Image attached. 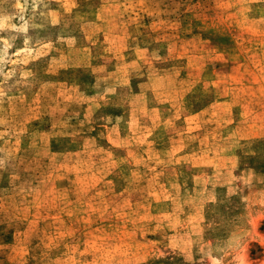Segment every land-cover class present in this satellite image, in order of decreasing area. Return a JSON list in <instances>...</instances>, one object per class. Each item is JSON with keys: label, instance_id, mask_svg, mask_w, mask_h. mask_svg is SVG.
Listing matches in <instances>:
<instances>
[{"label": "rangeland", "instance_id": "obj_1", "mask_svg": "<svg viewBox=\"0 0 264 264\" xmlns=\"http://www.w3.org/2000/svg\"><path fill=\"white\" fill-rule=\"evenodd\" d=\"M0 264H264V0H0Z\"/></svg>", "mask_w": 264, "mask_h": 264}]
</instances>
